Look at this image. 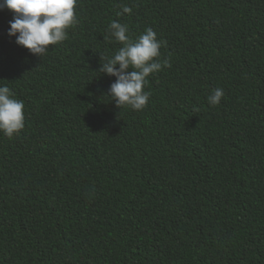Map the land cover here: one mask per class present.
Listing matches in <instances>:
<instances>
[{"label":"trees","instance_id":"obj_1","mask_svg":"<svg viewBox=\"0 0 264 264\" xmlns=\"http://www.w3.org/2000/svg\"><path fill=\"white\" fill-rule=\"evenodd\" d=\"M75 12L39 57L0 10V88L25 117L13 138L0 131V264H264V0H77ZM113 22L167 44L142 111L107 96L117 78L101 57L124 47Z\"/></svg>","mask_w":264,"mask_h":264},{"label":"clouds","instance_id":"obj_2","mask_svg":"<svg viewBox=\"0 0 264 264\" xmlns=\"http://www.w3.org/2000/svg\"><path fill=\"white\" fill-rule=\"evenodd\" d=\"M76 6L77 0H4L0 10L7 8L15 14L9 36L18 35L16 42L19 46L32 55L43 57L50 46L67 40L66 30L77 23ZM131 12V8L124 7L118 15H131ZM128 31L126 25L116 22L110 25L111 34L124 47L113 59L101 57L100 72L117 78L107 96L112 98L118 109L127 106L142 111L147 107L151 95L144 93L147 78L165 67L170 68L171 62H153L160 56L161 47L167 44L158 42L152 29H147L138 41L129 39ZM12 95L8 87L0 88V131L9 139L25 127L24 105L12 99ZM223 96L222 89L215 90L209 97V103L218 106Z\"/></svg>","mask_w":264,"mask_h":264}]
</instances>
